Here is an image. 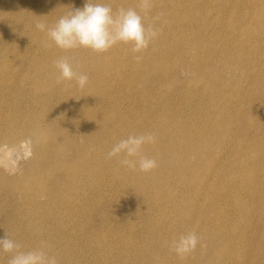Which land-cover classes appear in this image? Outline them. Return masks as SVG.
I'll use <instances>...</instances> for the list:
<instances>
[{
  "label": "rangeland",
  "instance_id": "1",
  "mask_svg": "<svg viewBox=\"0 0 264 264\" xmlns=\"http://www.w3.org/2000/svg\"><path fill=\"white\" fill-rule=\"evenodd\" d=\"M103 2L135 8L156 30L139 59L127 45L103 54L45 46L35 24H52L85 0H0V81L10 66L34 96L38 84L78 93L81 105L63 131L79 146L75 182L41 181L39 205L11 217L20 227L0 215V238L22 250L45 242L58 264H264V0H149L150 9L139 0ZM53 52L87 74L85 88L58 82ZM144 133L156 136L142 152L156 159L154 170L106 158L120 139ZM29 147L13 150L9 172L27 168ZM17 201L0 192L9 213ZM188 232L200 243L179 257L171 242Z\"/></svg>",
  "mask_w": 264,
  "mask_h": 264
},
{
  "label": "bare ground",
  "instance_id": "2",
  "mask_svg": "<svg viewBox=\"0 0 264 264\" xmlns=\"http://www.w3.org/2000/svg\"><path fill=\"white\" fill-rule=\"evenodd\" d=\"M259 3H260V1H259ZM150 8H151V6H150ZM154 12H155V10H154ZM19 15H18V18H19ZM260 18H262V17H260ZM258 20H259V18H258ZM261 21H262V19H260V23H262ZM2 34L3 33H1V35ZM0 51H2V50H0ZM51 54L55 57V59L57 57H59L54 52ZM191 55H192V53H191ZM179 62L180 61H178L177 64H179ZM35 64L37 65V63H35ZM42 66L44 69H48V67H49L48 64H44ZM112 66L114 67V69H116V71H119L118 65L113 64ZM220 66H222V65H220ZM9 67L6 69V71L8 72V74H6L7 78L4 81H2V80L0 81V192H2L3 189H7L8 191H10L12 193L15 192L21 196L22 202L17 201V203L14 207L13 213H11V212L9 213L6 209H4L3 207H0V215L3 218H5V222H6L7 226H9L11 228H18V227H20L21 224H23V221L22 220L18 221L20 217L16 220L11 219V217H12V215H14V216L18 215V216L22 217L23 215L28 214V210L26 209V207L32 208L33 206L37 207L39 205L38 200H39L40 196L42 195L41 192L39 193V191H40L39 190L40 189L39 183L41 184L42 183L41 181H43V182L44 181H50V182H54V183H57L59 181H61V182L68 181L71 184L73 182H75L74 179H72L74 177V175H76V173L75 174L73 173V168H74V164L76 162L75 159L76 158L79 159V156H80L79 146L76 145V142L70 136L65 135L63 131L65 130L69 119L71 120L70 117L78 115V113H79L78 109L81 110V105L77 106L76 99H79V97H80V94H78V93H76L74 95H72L71 93L62 95V94H59V91L57 90V88H56V91H46V89H44V87L42 85L40 86L38 84H36V86H35V92H36V95L38 93V94H41V96H38V97L36 95L34 96V94H32V91L28 90L27 85L23 84L22 81L17 80V77H16L17 75L13 74V72L11 71L12 69ZM199 68H200V66H199ZM17 69H19V68H16V70ZM89 69H87V71ZM192 71H194V70H192ZM203 71H204V69H203ZM228 71H230V70H228ZM195 72H197V71H195ZM51 75H53V73ZM173 77H175V76H173ZM199 78H201V77H199ZM24 79H26V78H24ZM142 83L143 82H141V84ZM142 86H144V85H142ZM139 87H141V86H139ZM167 88H168V86H167ZM140 89H142V87ZM43 91H45V92H43ZM87 116H88V120L86 123L89 122V123L93 124L94 120H95V116L92 113H88ZM137 117H138V115H137ZM81 123H79V124H81ZM82 124H84V123H82ZM90 134L92 136L96 135L94 130L90 131L89 135ZM217 138H218V136H217ZM19 145L20 146H23V145L27 146L28 145V147L31 146L29 148L33 151V158L29 161L27 168L22 173H18V174L14 173L13 174V173H11L13 171L9 172V169L11 168V167H9L10 165L8 164L9 158H10L9 156L13 152V150H15L16 147H18ZM104 151H106V150H104ZM203 152L204 151H202V153ZM102 153L105 155L104 152H102ZM81 155H82V152H81ZM190 157H189V159H192V157L191 158ZM185 159H186V157H185ZM85 161H84V163H85ZM109 162H111L110 159H109ZM183 162H184V160H183ZM184 165H185V163H184ZM162 166H163V164H162ZM102 167H103V165H102ZM87 170H88V168H87ZM140 176H142V175H139V177ZM145 177L147 178L146 175H145ZM149 178L150 177L148 176V179ZM193 179H194V177H193ZM144 183H145V181H144ZM150 184L152 185L151 181H150ZM43 186H44V184H43ZM114 187H115V185H114ZM134 192H136V190ZM7 195H8V193H7ZM48 195H46V196H48ZM8 197H10V196H8ZM47 203H49V202H47ZM47 215H48V213H47ZM43 233H44V231H43ZM37 234H39V233H37ZM21 238L23 239V237H21ZM35 248L36 247H34V249ZM48 250H50V249L48 248ZM61 250H63V249L61 248Z\"/></svg>",
  "mask_w": 264,
  "mask_h": 264
},
{
  "label": "clouds",
  "instance_id": "3",
  "mask_svg": "<svg viewBox=\"0 0 264 264\" xmlns=\"http://www.w3.org/2000/svg\"><path fill=\"white\" fill-rule=\"evenodd\" d=\"M142 8H147L149 0H139ZM35 28L45 36V46L49 43L62 52L86 49L103 54L118 45L130 46L136 59L157 35L156 30L145 25L144 17L135 8L113 9L103 0H85L82 8L71 9L52 24L37 22ZM58 73V82H75L83 89L88 84L85 73L74 70L66 56L53 61ZM154 133L133 134L114 143L106 153L107 159H117L120 166L129 170L150 172L157 166L153 157L143 155L145 145L154 144ZM200 243L195 232H188L171 242V249L177 256L183 257L194 251ZM45 242L32 250H22L21 245L5 235L0 238V255L8 256V264H58L57 257L50 255Z\"/></svg>",
  "mask_w": 264,
  "mask_h": 264
}]
</instances>
